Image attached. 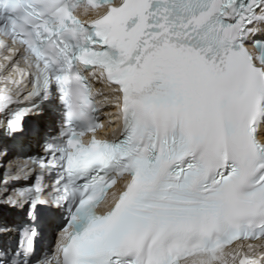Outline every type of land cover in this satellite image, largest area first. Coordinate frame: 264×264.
Returning a JSON list of instances; mask_svg holds the SVG:
<instances>
[{
	"label": "snow or ice",
	"instance_id": "1",
	"mask_svg": "<svg viewBox=\"0 0 264 264\" xmlns=\"http://www.w3.org/2000/svg\"><path fill=\"white\" fill-rule=\"evenodd\" d=\"M0 49V264H264V0H0Z\"/></svg>",
	"mask_w": 264,
	"mask_h": 264
}]
</instances>
